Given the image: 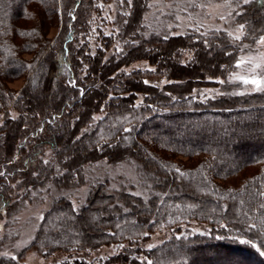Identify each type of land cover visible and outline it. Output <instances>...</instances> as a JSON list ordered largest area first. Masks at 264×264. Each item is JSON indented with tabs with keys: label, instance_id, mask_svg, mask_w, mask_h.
<instances>
[{
	"label": "trees",
	"instance_id": "trees-1",
	"mask_svg": "<svg viewBox=\"0 0 264 264\" xmlns=\"http://www.w3.org/2000/svg\"><path fill=\"white\" fill-rule=\"evenodd\" d=\"M149 1L0 0V219L15 206L14 177L31 188H71L88 164L135 161L146 197L102 193L78 212L61 197L44 215L31 249L49 257L125 244L99 264H264V92L239 94L225 82L264 35V4L241 7L236 18L245 35L234 41L225 32L146 36L141 24ZM102 3L121 11L117 33L107 34ZM60 10L62 34L44 54L51 43L44 35ZM140 61L156 73L126 72ZM151 75L167 84L147 82ZM20 79L26 85L16 97L8 85ZM208 88L223 94L201 96ZM11 106L18 120L8 117ZM49 147L53 157L46 164L41 156ZM190 222L209 230L135 248L159 227L179 231Z\"/></svg>",
	"mask_w": 264,
	"mask_h": 264
},
{
	"label": "rangeland",
	"instance_id": "rangeland-1",
	"mask_svg": "<svg viewBox=\"0 0 264 264\" xmlns=\"http://www.w3.org/2000/svg\"><path fill=\"white\" fill-rule=\"evenodd\" d=\"M243 5L245 4L242 3V0L239 4L236 0H231L230 3H226L225 0H150L141 24L143 29L142 34L146 36L161 35L172 37L187 34L206 36L214 32L235 33V30L240 25L236 15L240 13ZM101 7H103V13L100 19L104 20L102 23L105 26L107 34L117 33V14L121 11L113 3H102ZM59 14V19L53 20L50 30L44 35L45 41L51 42L50 46L44 51V54L56 45L62 34L64 17L61 14V10ZM99 23L102 24L101 21ZM217 29H220V31H217ZM98 45L101 46V43L98 42ZM153 52L151 50L149 54ZM259 53H264V46L256 44L249 52L242 54L240 57H255ZM154 57V60L157 61V56L155 55ZM183 58L186 63L190 60L191 55L186 54ZM244 67L246 66L240 69L235 68L232 73L245 74ZM137 70L152 74L156 73V67L151 66L146 61H140L131 65L126 69V72L131 73ZM201 71L203 70L200 68L197 70L195 79H197ZM230 75L225 82L237 85V89H233L232 92L239 94L257 92L253 90L252 85H243L238 81L230 82ZM147 82L160 87L167 84L165 78L155 75L149 76ZM25 85L26 81L20 79L10 83L8 87L15 92V95L17 93L16 97H18L24 90ZM222 94L219 88H208L200 91V95L206 98ZM40 99L43 100L41 97ZM142 100V96H139L137 103H141ZM32 110L36 111L37 109L34 106ZM8 113V117L14 120H18L21 116L12 106L9 108ZM104 116V111L95 115L93 123H98ZM72 148L75 150L79 149V144H75ZM52 157V148H45L41 156L43 163L44 161L50 162ZM139 167V164L135 161L118 164L102 161L88 164L84 167L82 182L71 188L56 187L52 183L31 188L28 187L25 180L20 176L14 177L10 183V187L13 189L10 196L14 199L15 206L9 211L8 215H4L0 219V260H8V264H13L12 261L17 264H74L77 261L87 262L88 264H99L102 260L123 251L126 248L125 244L103 247L96 251H80L74 248L69 251H57L53 255L45 257V252L43 253L40 249H31V245L40 229L44 215L50 210L53 203L61 197L67 198L77 212L87 205L89 198H96L101 196L102 193L117 195L121 192H126L146 197L149 192L146 184L142 182L144 180L141 177ZM101 188H103L102 191L99 190ZM105 209L98 207L95 210L99 216H102L106 213ZM208 230L209 228L206 225L195 222L183 224L179 231L159 227L154 233L150 234L148 240L139 243L135 248L138 247L142 250L152 249L162 245L174 236L204 234ZM4 253H7V255H3Z\"/></svg>",
	"mask_w": 264,
	"mask_h": 264
},
{
	"label": "snow or ice",
	"instance_id": "snow-or-ice-1",
	"mask_svg": "<svg viewBox=\"0 0 264 264\" xmlns=\"http://www.w3.org/2000/svg\"><path fill=\"white\" fill-rule=\"evenodd\" d=\"M226 3H230L231 0H225ZM236 2L239 4L241 0H236ZM252 0H242V3L247 5ZM121 3H123V0H121ZM127 3L131 5L132 0H127ZM261 4H264V0H260ZM125 15H128V13H124ZM239 14V13H238ZM231 15V13H229ZM222 19H224L223 16H221ZM245 25L240 24L238 28L235 30V33L233 32H227V35L232 38L234 41H239L241 38L245 35L244 32ZM217 31H220V29H217ZM258 45L264 46V35L260 36L259 40L257 41ZM245 48L248 47V45H244ZM230 54V53H229ZM244 67V73H232L229 77L230 82H240L243 85H252L253 90L257 92H264V53H259L257 56H247V57H240L236 62L234 67L237 69H240ZM260 70V71H258ZM220 83H224V81H219ZM147 83V82H145ZM243 94V93H240ZM81 95H83V90L81 89ZM44 163H47V161H44ZM179 171V170H177ZM2 175V173H0ZM254 227V226H253ZM219 239V237H217ZM240 243H249L251 244V241H240ZM151 247V246H150ZM255 247V245H253ZM259 251V249H257ZM3 255H7V253H4ZM260 255L264 256V252H260ZM15 259V257H13ZM147 264H152L150 260L147 261Z\"/></svg>",
	"mask_w": 264,
	"mask_h": 264
}]
</instances>
